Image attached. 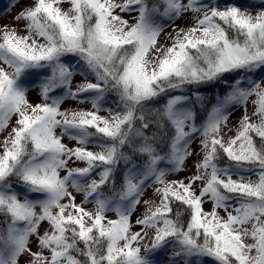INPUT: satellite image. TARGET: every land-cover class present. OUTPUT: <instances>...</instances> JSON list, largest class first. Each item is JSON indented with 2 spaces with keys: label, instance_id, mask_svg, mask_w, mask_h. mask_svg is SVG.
<instances>
[{
  "label": "snow or ice",
  "instance_id": "snow-or-ice-1",
  "mask_svg": "<svg viewBox=\"0 0 264 264\" xmlns=\"http://www.w3.org/2000/svg\"><path fill=\"white\" fill-rule=\"evenodd\" d=\"M13 21L0 264H264V0H32Z\"/></svg>",
  "mask_w": 264,
  "mask_h": 264
},
{
  "label": "rangeland",
  "instance_id": "rangeland-1",
  "mask_svg": "<svg viewBox=\"0 0 264 264\" xmlns=\"http://www.w3.org/2000/svg\"><path fill=\"white\" fill-rule=\"evenodd\" d=\"M31 2H32V0H19V3H16L15 7H12L10 10H8V5L11 3V0H0V26H2L4 24H9V25L14 24L15 22L13 21V17L16 15V13H18L21 10V8L29 5ZM242 2L243 3H250V2L259 3L260 0H242ZM69 6L70 5H68L67 3L62 5V7H64L65 9H67ZM123 15H124L125 19H129L131 22L132 16H134L135 14L134 13H132V14L125 13ZM190 23H191V14H186L184 17L177 20L175 22V25L169 26L166 29V31L170 32L172 30V27L187 26ZM18 27L22 28V22L18 25ZM257 75L259 76V74H257ZM82 80H83V77L77 75L76 77H74L73 83L75 85L76 83H79ZM29 99L32 102H38V96H37V92L35 90H33L29 93ZM252 99H254V97ZM76 106H77L76 103L73 101H69L64 105V107H76ZM82 107L88 108V107H90V105H82ZM252 110H253V106H252L251 101H250L249 102V111L251 112ZM242 115H243V109L242 108L236 109L232 113V115L230 116V127H234L238 123V120H239L240 116H242ZM14 120H15V118H13V122H14ZM69 143H70V146L72 144H74V142H69ZM198 143H199L198 140L195 141L193 146L196 147V145H198ZM192 162L193 161L191 159L188 161L189 171L173 174L169 178L170 179H181L184 176L189 175L190 172L193 170V169H191ZM73 166H83V165L80 163H77ZM252 178L255 179V176H253ZM148 195L149 196L151 195V190H149ZM89 207H91V206H89ZM210 207H211L210 204L206 205V208H210ZM140 211L142 212L143 209L141 208ZM221 214L223 215V213H221ZM44 227L46 228L47 225L45 224ZM134 230H138V228L134 229ZM32 248L34 251L36 250L35 243L32 244ZM20 264H27V257L23 258L20 261Z\"/></svg>",
  "mask_w": 264,
  "mask_h": 264
},
{
  "label": "trees",
  "instance_id": "trees-1",
  "mask_svg": "<svg viewBox=\"0 0 264 264\" xmlns=\"http://www.w3.org/2000/svg\"><path fill=\"white\" fill-rule=\"evenodd\" d=\"M80 82H81V81H80ZM211 103H214V100L210 101V102L206 105V108L210 109V107H211ZM205 115H206V112L203 113V114L201 115V119H203Z\"/></svg>",
  "mask_w": 264,
  "mask_h": 264
}]
</instances>
